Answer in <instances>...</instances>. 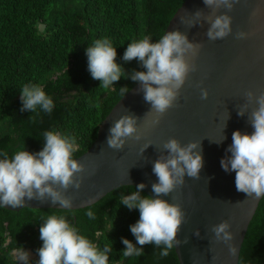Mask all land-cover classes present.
I'll list each match as a JSON object with an SVG mask.
<instances>
[{"label":"trees","instance_id":"trees-1","mask_svg":"<svg viewBox=\"0 0 264 264\" xmlns=\"http://www.w3.org/2000/svg\"><path fill=\"white\" fill-rule=\"evenodd\" d=\"M184 1L0 0V154L11 158L23 148L29 153L39 152L45 131L74 137L79 150L73 158L84 154L94 142L100 123L122 98L119 89L131 90L137 85L122 77L114 82V91L99 86L87 69L85 49L98 39H109L116 48V62L126 74L145 71L136 60L123 61L127 45L145 36L157 42ZM38 24L44 25L43 29ZM25 84L41 86L52 98L51 114L39 109V114L20 111V91ZM135 189L117 188L79 210L23 208L12 212L0 207V264H18L10 255L15 246H23L38 261L37 250L43 243L39 228L51 214L65 216L100 250L112 246L109 264H178L174 248L167 257H161V248L136 244L129 226L138 221L139 212L119 203L121 194L130 195ZM141 196L147 195L141 192ZM89 209L95 213V220L86 216ZM97 231L102 235L97 237ZM9 237L13 242L5 247ZM122 237L142 248L143 255L124 257ZM238 264H264V196L248 225Z\"/></svg>","mask_w":264,"mask_h":264},{"label":"clouds","instance_id":"clouds-1","mask_svg":"<svg viewBox=\"0 0 264 264\" xmlns=\"http://www.w3.org/2000/svg\"><path fill=\"white\" fill-rule=\"evenodd\" d=\"M238 2L239 0H203L204 5L213 12L220 8L231 11ZM202 20L209 24L206 37L211 41L222 40L231 33V17L227 14L213 18L211 15L204 16L197 10L190 17H180V23L188 28L201 25ZM37 27L43 29L44 25L38 24ZM246 36L245 32L236 34L237 39H245ZM151 40V37L145 36L129 43L122 57L125 63L138 61L145 71L133 70L126 74L116 62V48L109 39H98L85 49L87 69L91 78L100 82L99 86L102 85L105 89L111 87L113 91L116 89L113 87L114 82L122 77L130 78L139 84L137 91L143 93L144 101L151 106L150 111L154 110L162 115L173 107L189 72L196 70L195 65L190 66L186 62L185 57L189 53L196 55L199 45L190 42L187 35L178 30L164 33L155 43ZM119 90L122 97L129 91L127 87ZM207 95V91L202 89L201 98L207 99ZM245 96L248 102L255 99L257 104L248 118L254 131L251 135L242 134L238 130L232 133V143L225 149L231 155L222 158L220 166L226 173L235 172V187L238 192L260 199L264 196V92L254 97L249 91ZM20 100L21 112L39 114V109L51 114L54 108L52 98L39 85L25 84L20 91ZM237 115L243 117L245 113L238 110ZM29 119L32 117L29 116ZM137 133V118L134 115L120 116L109 128L107 146L113 150H122L127 139H140ZM42 136L44 144L39 152L29 153L23 148L11 158L7 153L0 154L3 155L0 159V206L23 208L25 198L40 202L47 198L51 204H59L62 209L72 208V200L64 195V191L69 187L79 189L81 185L78 174L84 171V166L73 158L79 145L74 137L55 131H45ZM163 149L167 155H159L152 165V172L158 181L151 185L155 198L141 196L146 185L140 183L130 195L121 194L119 203L129 211L136 209L139 212L138 221L129 226L136 244L154 245L162 249L159 253L161 257H167L170 250L181 243L177 234L185 222V213L178 204L169 203L161 197L169 196L177 187L182 186L185 175L198 179L203 167V157L200 143L196 142L182 146L173 138L163 144ZM86 216L89 220L96 219L91 209L86 212ZM229 229L230 224L222 221L212 226L211 231L217 242L228 245L229 253L236 255L237 250L230 243L233 235ZM39 234L43 243L37 250V264H109L108 254L112 252V246H105L100 250L91 240L79 234V230L65 216L48 215L39 228ZM95 235L99 237L102 233L97 231ZM194 235L199 237V231ZM12 242L11 237L6 239L5 247ZM121 243L125 246L122 251L124 257L143 255L142 248L136 247L129 240L122 237ZM10 255L20 264H29V253L23 246L12 248Z\"/></svg>","mask_w":264,"mask_h":264},{"label":"water","instance_id":"water-1","mask_svg":"<svg viewBox=\"0 0 264 264\" xmlns=\"http://www.w3.org/2000/svg\"><path fill=\"white\" fill-rule=\"evenodd\" d=\"M197 10L213 18L221 14L230 16L231 33L222 40L211 41L206 37L209 24L203 20L192 28L180 23L181 16L190 17ZM174 30L186 34L199 49L196 55L189 53L185 57L196 70L189 72L173 107L162 115L150 111L143 93L137 91L139 84L135 85L100 123L92 145L76 158L84 166V171L78 174L80 188L69 187L64 191L72 200V208L62 209L47 198L43 202L25 198L23 208L79 210L117 188H136L140 183L146 185L142 192L155 198L151 185L158 181L152 165L159 155H167L163 144L173 138L182 146L200 143L203 167L199 178L185 175L182 186L161 197L178 204L185 213V222L177 234L181 243L174 247V252L178 264H238L248 225L262 197L253 199L238 192L235 172H224L220 160L231 155L225 149L231 145L234 131L249 135L254 131L248 118L257 104L255 99L248 102L245 93L250 91L256 97L264 92V0H239L231 11L220 8L215 12L203 0H185L164 33ZM238 32H245L246 38L237 39ZM202 89L207 91V99L201 98ZM238 110L245 115L238 116ZM123 115L137 118L140 139H127L122 150L117 151L107 146L106 138L110 126ZM156 120L159 122L153 123ZM146 145L149 146L145 148ZM0 207L12 212L23 209ZM222 221L230 224L233 235L230 243L236 248V255L229 253L228 245L217 242L211 231L212 226ZM197 230L199 237L194 235Z\"/></svg>","mask_w":264,"mask_h":264},{"label":"rangeland","instance_id":"rangeland-1","mask_svg":"<svg viewBox=\"0 0 264 264\" xmlns=\"http://www.w3.org/2000/svg\"><path fill=\"white\" fill-rule=\"evenodd\" d=\"M14 260H16L15 257H14ZM16 261H17V260H16ZM36 261H37V257H36L34 254L29 253V264L32 263V262L35 263ZM18 264H20L19 261H18Z\"/></svg>","mask_w":264,"mask_h":264}]
</instances>
